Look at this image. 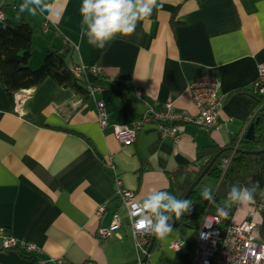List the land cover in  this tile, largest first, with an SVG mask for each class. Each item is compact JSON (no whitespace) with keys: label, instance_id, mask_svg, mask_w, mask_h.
<instances>
[{"label":"crops","instance_id":"0c3cea01","mask_svg":"<svg viewBox=\"0 0 264 264\" xmlns=\"http://www.w3.org/2000/svg\"><path fill=\"white\" fill-rule=\"evenodd\" d=\"M20 3L0 0L4 25L14 28L19 20L29 19L53 45L70 48L71 68L97 69L98 74H87L89 80L131 84L135 98L129 106L118 97L120 90L102 88L86 98L47 79L12 100L0 83V229L36 245L43 260L140 264L130 219L114 195L109 167L114 166L123 186L143 201L154 189H171L169 173L196 161L204 147L252 139V99L237 91L256 84L258 68L264 66V0H164L131 36H119L103 50L79 38L81 0H65L58 26L42 16L21 13L18 18ZM47 49L46 40L35 34L29 67L41 65ZM202 76L222 83L219 126L211 131L188 124L175 143L163 139L156 125H145L136 142L125 147L110 127L102 130L98 125L95 100L100 99L106 102L111 124H132L167 102L178 111L196 113L189 86ZM104 204L107 209L97 216ZM114 213L120 215L122 227L101 240L98 230L110 225ZM250 213L261 224L253 202L238 205L234 221L240 223ZM196 232L174 224L164 239L156 237L141 264H190ZM175 241H182L183 247L171 249ZM0 264L40 263L22 247L3 251L0 239Z\"/></svg>","mask_w":264,"mask_h":264},{"label":"built area","instance_id":"2783aa9c","mask_svg":"<svg viewBox=\"0 0 264 264\" xmlns=\"http://www.w3.org/2000/svg\"><path fill=\"white\" fill-rule=\"evenodd\" d=\"M3 13L0 10V21ZM46 26V25H45ZM71 72L78 78L86 77L88 73L98 74L97 69L76 65L71 68ZM87 78V77H86ZM256 86L261 95H264V66L258 68ZM222 83L214 76H202L195 79L189 86L193 105L197 112L189 110L178 111L172 102H167L157 111H148L141 118L132 124H111L104 100H95L97 122L102 130L109 127L112 129L115 139L123 146H132L138 134L145 125L154 124L157 126L163 139H169L175 143L180 142L185 131V126L193 124L206 131H211L219 126L222 111V100L220 92ZM89 97L101 91L100 87L87 86ZM18 96V95H17ZM255 112L251 114L252 123ZM241 140V139H238ZM239 142V141H238ZM237 146L233 150L236 151ZM231 157L223 158L219 163L221 174H225ZM115 179V197L125 206L129 216V211L135 209L136 213L142 211L141 202L135 199L134 192L123 186L121 179L115 173V167L110 166ZM257 212L264 210V196L258 201H254ZM107 205H101L96 214L101 216ZM254 214L250 213L246 219L237 223L234 217L218 218L217 214L206 212L201 220L196 232L194 246L191 253L190 264H264V243L260 237V224L254 220ZM132 233L135 232V247L139 255V262H142V255L146 254L149 238L153 234L148 229H137L135 223L130 218ZM136 219H139L137 215ZM211 227L204 226L205 223ZM122 227V219L118 213H114L109 226L100 228L98 236L101 240H106L116 234ZM1 249L3 251L24 248L25 254L39 260L40 264L49 262L50 264H68L64 258L52 259L50 261L41 258V250L32 243L19 241L8 236L5 229H0ZM182 241H175L170 245L173 250L183 247Z\"/></svg>","mask_w":264,"mask_h":264},{"label":"trees","instance_id":"16d2710c","mask_svg":"<svg viewBox=\"0 0 264 264\" xmlns=\"http://www.w3.org/2000/svg\"><path fill=\"white\" fill-rule=\"evenodd\" d=\"M35 34H40L46 40L48 49L42 64L38 68L32 69L29 67V63L33 57L32 39ZM70 53L68 46L57 47L53 45L51 37L47 36L38 26L32 24L29 19L19 20L14 28L8 27L0 21V83L12 100L15 94L38 87L47 79H52L59 86L71 88L86 98L89 97L88 85L110 89L114 92L120 90L121 93L118 97L129 103L130 106L135 98L134 86L131 84L113 85L102 78L89 80L86 77H76L68 64V59L71 57ZM237 93L247 95L252 99L250 112L251 114L255 112L252 121L254 125L253 139H236L223 148L216 144L206 146L196 161L178 167L169 173L172 188L166 191L178 199H183L193 182L213 158L220 154L187 198L193 202L191 213H185L178 221L174 220L173 225L181 224L197 230L203 215L206 212L217 214L219 207L227 208L231 217H234L237 206L234 205L232 208L229 205L224 206L226 202L231 203L228 200V193L233 185L250 187L259 180L261 188H264V152L257 153L264 150V95L259 93L256 84L238 90ZM129 114H132L130 108ZM235 146L237 148L233 154ZM246 151L251 153H246ZM227 157H231L230 163L225 174H221L219 163ZM209 177L217 181L216 189L213 192L214 203H209L201 197V192L205 188V181ZM260 197L261 195L257 193L254 201H258ZM260 215V237L264 243V210L260 211Z\"/></svg>","mask_w":264,"mask_h":264},{"label":"clouds","instance_id":"9594fccd","mask_svg":"<svg viewBox=\"0 0 264 264\" xmlns=\"http://www.w3.org/2000/svg\"><path fill=\"white\" fill-rule=\"evenodd\" d=\"M164 0H81L79 8L80 32L79 38L94 48L103 50L119 36H131L140 21L148 18L154 9L163 7ZM66 11L65 0H22L18 6L17 16L27 13L29 16H42L54 26H58ZM58 18V19H57ZM264 196L259 180L250 187L233 185L228 193V200L241 206L254 202L255 197ZM203 200L214 203L211 187H205L201 192ZM142 211H129V216L137 229H148L158 239H164L173 231V222L178 221L185 213H191V199H178L166 190L154 189L141 202ZM139 216L137 220L136 217ZM217 217H229L225 207L217 209ZM204 226L211 227L205 223ZM136 233L133 232V237Z\"/></svg>","mask_w":264,"mask_h":264},{"label":"water","instance_id":"95a60500","mask_svg":"<svg viewBox=\"0 0 264 264\" xmlns=\"http://www.w3.org/2000/svg\"><path fill=\"white\" fill-rule=\"evenodd\" d=\"M116 105L119 106V100H116L115 101ZM254 136V134H253ZM253 139V137H252ZM251 139V140H252ZM249 140V139H247ZM239 152H244V151H239ZM264 150L262 151H259L257 153H263ZM246 153H251V152H248L246 151ZM253 153V152H252ZM220 154L216 155L213 160L207 165V167L204 169V171L201 173V175L193 182V184L191 185L190 189L188 190L187 194L184 196L183 199H187L188 196L191 194V192L197 187V185L200 183V181L203 179V177L207 174L208 170L211 168V166L214 164V162L219 158ZM155 239H156V236L153 234L152 235V239H151V242L147 248V252H146V256L144 258V262L148 259L149 255L151 254V251L153 249V245H154V242H155Z\"/></svg>","mask_w":264,"mask_h":264},{"label":"rangeland","instance_id":"374dc122","mask_svg":"<svg viewBox=\"0 0 264 264\" xmlns=\"http://www.w3.org/2000/svg\"><path fill=\"white\" fill-rule=\"evenodd\" d=\"M36 37H37V36H35V38H36ZM36 50H37V53H39V49L36 48ZM36 66H38V64L34 66V69L38 68L40 65H39L38 67H36ZM205 186H206V187H211L212 190H213V192H214L215 189H216V186H217V181H216L214 178L209 177V178H207L206 181H205ZM228 205H229L230 208H232L234 205H236L237 208H238V205L235 204V203H229V202L224 203V206H228ZM237 208H236V210H237ZM253 218L255 219V216H254ZM257 224H260V223L257 222Z\"/></svg>","mask_w":264,"mask_h":264}]
</instances>
